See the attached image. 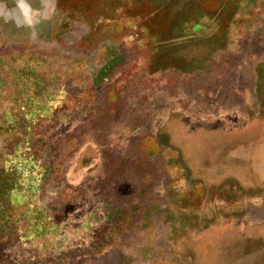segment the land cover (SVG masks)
I'll use <instances>...</instances> for the list:
<instances>
[{
  "label": "rangeland",
  "instance_id": "rangeland-1",
  "mask_svg": "<svg viewBox=\"0 0 264 264\" xmlns=\"http://www.w3.org/2000/svg\"><path fill=\"white\" fill-rule=\"evenodd\" d=\"M29 2L0 17V264H264V0Z\"/></svg>",
  "mask_w": 264,
  "mask_h": 264
},
{
  "label": "clouds",
  "instance_id": "clouds-1",
  "mask_svg": "<svg viewBox=\"0 0 264 264\" xmlns=\"http://www.w3.org/2000/svg\"><path fill=\"white\" fill-rule=\"evenodd\" d=\"M0 17L5 22H13L17 28H34L37 21V12L29 0H15L12 8L0 6Z\"/></svg>",
  "mask_w": 264,
  "mask_h": 264
}]
</instances>
